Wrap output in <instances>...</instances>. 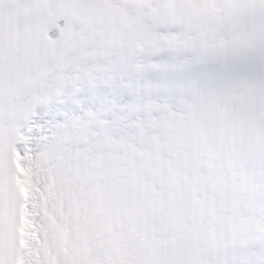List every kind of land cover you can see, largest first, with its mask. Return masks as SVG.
I'll list each match as a JSON object with an SVG mask.
<instances>
[{
	"label": "snow or ice",
	"instance_id": "snow-or-ice-1",
	"mask_svg": "<svg viewBox=\"0 0 264 264\" xmlns=\"http://www.w3.org/2000/svg\"><path fill=\"white\" fill-rule=\"evenodd\" d=\"M0 264H264V0H0Z\"/></svg>",
	"mask_w": 264,
	"mask_h": 264
}]
</instances>
